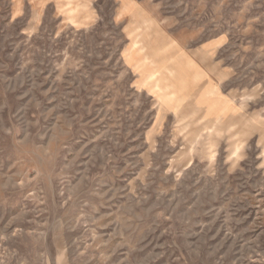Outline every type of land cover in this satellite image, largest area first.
Returning a JSON list of instances; mask_svg holds the SVG:
<instances>
[{"label":"rangeland","instance_id":"obj_1","mask_svg":"<svg viewBox=\"0 0 264 264\" xmlns=\"http://www.w3.org/2000/svg\"><path fill=\"white\" fill-rule=\"evenodd\" d=\"M0 264H264V0H0Z\"/></svg>","mask_w":264,"mask_h":264}]
</instances>
